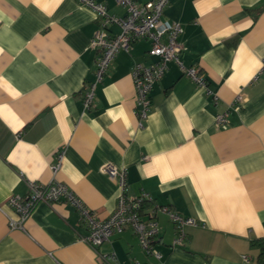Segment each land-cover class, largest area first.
Segmentation results:
<instances>
[{
    "label": "crops",
    "instance_id": "1",
    "mask_svg": "<svg viewBox=\"0 0 264 264\" xmlns=\"http://www.w3.org/2000/svg\"><path fill=\"white\" fill-rule=\"evenodd\" d=\"M96 1L126 12L115 0ZM162 19L182 26L180 60L210 92L169 61L139 126L131 68L157 59L147 39L117 52L84 110L93 11L77 0H0V264H102L101 255L106 264H264V0H168ZM224 110L228 125L217 128ZM106 162L126 169L129 196L146 193L197 220L181 246H171L174 226L157 213L160 261L130 229L93 248L63 201L40 202L22 229L9 228L7 199L24 195L30 180L61 181L107 217L118 189L101 171Z\"/></svg>",
    "mask_w": 264,
    "mask_h": 264
},
{
    "label": "built area",
    "instance_id": "2",
    "mask_svg": "<svg viewBox=\"0 0 264 264\" xmlns=\"http://www.w3.org/2000/svg\"><path fill=\"white\" fill-rule=\"evenodd\" d=\"M125 8V14L117 16L110 14L106 6L96 0H77L81 5L91 9L94 13L96 29L90 40V47L96 51L94 59V78L85 82L82 106L88 110L93 106L95 88L107 73L112 60L119 50L128 51L135 42L147 39L150 46L147 53L157 59L150 63L136 62L131 68L134 85L135 112L139 126L148 116L151 107V89L167 69L169 61L176 62L185 69L189 77L207 93L205 78L193 67L184 68L179 54L181 46L178 41L183 28L178 22H167L162 14L168 0H148L139 3L136 0H115ZM116 25L118 32L112 33L110 26ZM241 101V96L236 97ZM228 110L215 115L214 125L225 128L228 125ZM63 151L59 148L55 153V161L51 164L54 172L61 165ZM101 171L116 183L118 193L114 210L105 218H100L93 209L67 184L52 179L47 183L28 181V189L24 195L14 194L7 199V205L12 209L14 217L6 214L7 224L11 229H22L24 220L33 212L40 202L51 204L63 201L70 203L78 214L79 220L87 232L81 240L91 247H96L108 241L112 236L130 229L138 239L144 253L158 261L162 254L156 248L159 239L160 227L157 213L165 214L175 229L171 246H181L186 238V228L196 226L198 222L193 217L183 216L167 205L154 204L146 193L138 196H129L126 193V169L117 168L106 162ZM247 260V256H242ZM102 264H106L105 255H101ZM130 264H141L138 260Z\"/></svg>",
    "mask_w": 264,
    "mask_h": 264
},
{
    "label": "trees",
    "instance_id": "3",
    "mask_svg": "<svg viewBox=\"0 0 264 264\" xmlns=\"http://www.w3.org/2000/svg\"><path fill=\"white\" fill-rule=\"evenodd\" d=\"M260 245H261V252L258 255V260L260 262H264V242H262Z\"/></svg>",
    "mask_w": 264,
    "mask_h": 264
}]
</instances>
